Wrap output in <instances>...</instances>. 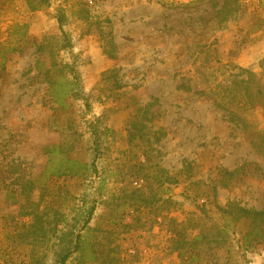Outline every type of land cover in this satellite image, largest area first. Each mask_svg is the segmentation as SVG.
<instances>
[{
	"label": "rangeland",
	"instance_id": "rangeland-1",
	"mask_svg": "<svg viewBox=\"0 0 264 264\" xmlns=\"http://www.w3.org/2000/svg\"><path fill=\"white\" fill-rule=\"evenodd\" d=\"M13 23L0 264H264L238 211L264 208V153L213 100L242 70L264 80V0H0V41ZM60 76L77 82L62 104ZM245 114L264 135V107ZM63 157L78 175L49 173Z\"/></svg>",
	"mask_w": 264,
	"mask_h": 264
},
{
	"label": "trees",
	"instance_id": "trees-1",
	"mask_svg": "<svg viewBox=\"0 0 264 264\" xmlns=\"http://www.w3.org/2000/svg\"><path fill=\"white\" fill-rule=\"evenodd\" d=\"M46 1V0H45ZM59 28H61L62 17L60 15L56 18ZM23 25L13 23L9 26L8 37L4 41H0V70L3 69L5 64L6 55L9 53L20 52L22 50V46L26 41L23 33L19 31L23 29ZM64 32L61 31V44L59 49H68L70 46L69 41L66 36H64ZM43 46V43H40L37 46L39 50ZM36 67L39 66V60L35 62ZM68 67L69 64L65 63L64 67ZM73 67L71 64L70 72L72 73ZM243 79L241 78L239 81H232V85L225 84V87L220 86L218 90L219 99H213L215 104L221 106L224 110L235 114L237 119L244 124L250 125V142L253 143L259 150L264 153V135L260 134V132L254 127V124L250 119L247 118L248 114H245L250 109H253L257 104H260L264 107V80H262L259 76H254L250 72L246 70H242ZM234 82V84H233ZM49 88L52 93V97L54 101L58 104L63 103V95L68 92H74L75 87L77 85L76 80L69 79L66 76H60L54 79H48ZM235 86V87H233ZM235 88V89H234ZM239 88L240 90H236ZM234 90L232 98L230 97L231 92ZM243 114L241 115L240 113ZM56 147V146H55ZM54 147V148H55ZM48 159L50 161V154L52 152L48 151ZM83 167V163L71 159L69 157H63L62 160L55 162L49 170V173L53 176H74L78 175L80 170ZM94 205H90L85 212V218L82 221L80 230L87 225L90 220V217L93 213ZM239 213L242 217L248 220L250 231L244 232V237L250 236L253 240L261 241V238L264 236V208L260 210H252L239 208ZM230 225L229 222H227ZM250 238V239H251ZM80 243V232L76 231L74 233V244L73 248L77 249ZM69 254V249L66 253L61 257L60 261L63 262L67 255Z\"/></svg>",
	"mask_w": 264,
	"mask_h": 264
}]
</instances>
